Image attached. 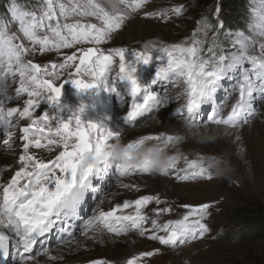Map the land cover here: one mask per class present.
I'll return each mask as SVG.
<instances>
[{
  "label": "snow or ice",
  "instance_id": "6c2138e0",
  "mask_svg": "<svg viewBox=\"0 0 264 264\" xmlns=\"http://www.w3.org/2000/svg\"><path fill=\"white\" fill-rule=\"evenodd\" d=\"M151 7L150 0H40L29 8L9 0L0 16V131L4 133L0 144L11 151L18 141L20 151L18 166H6L13 173L9 179H3L5 169H0V260L6 261L15 251L18 264H39L34 252L38 242L53 231L72 237L77 220L79 234L86 240H96L105 232L115 236L134 232L159 245L179 247L211 232L205 221L217 202L184 204L186 213L180 219L162 222L159 217L171 213V206L152 209L153 216L144 211L150 204L167 203L158 195L125 200L105 210L101 185L112 176L160 172L185 182L212 180V169L221 165L228 171L227 158L189 159L178 149L189 133L211 130L224 136L236 133L239 139L238 130L257 114L255 104L264 103V0L259 9H251L252 34L236 33L230 50L218 43L224 29L219 5L213 23L201 19L178 43L147 42L138 49L108 46L133 15L166 21L185 10L182 4ZM53 53L58 60L42 64L34 59ZM154 60L158 61L154 77L142 84L141 67ZM228 79L235 81L230 92L224 87ZM68 85L74 100L69 98ZM154 85L162 86L161 91ZM164 85L179 91L170 95ZM221 91L225 100L218 103ZM233 97L235 102L225 112V101ZM178 100L182 103L173 114L183 122V135L159 132L121 143L126 128L151 119ZM118 106L123 107L119 119L113 111ZM206 106L211 113L202 121ZM150 142L153 146L148 147ZM169 149L176 151L169 155ZM36 150L50 155L40 156ZM119 186L139 191L136 184ZM86 197L99 202L84 218L79 212ZM63 243L77 242L64 239ZM159 252V248L140 252L124 264H144ZM42 255L62 259L49 249H43ZM88 264L114 262L101 258Z\"/></svg>",
  "mask_w": 264,
  "mask_h": 264
},
{
  "label": "rangeland",
  "instance_id": "374dc122",
  "mask_svg": "<svg viewBox=\"0 0 264 264\" xmlns=\"http://www.w3.org/2000/svg\"><path fill=\"white\" fill-rule=\"evenodd\" d=\"M19 2L22 6L31 8L34 5H38L40 0H19ZM196 2L197 0H150V4L152 5L150 10H155L156 8L166 9L177 4H182L185 10L181 16H172L170 20L166 21L145 18L143 15V19L145 20L144 23H148V25L141 28V31H144L147 34L148 38H150L148 40H155L160 37L163 39L161 42L165 44L178 43L184 40L191 35L196 28L197 23L201 21L199 19L200 16L204 18L206 14L200 9V5H197ZM8 4L9 0H6L5 5L2 7L0 4V16L5 14V9L8 7ZM153 4H159L161 7H154ZM217 5H219V0H210V3L206 6L211 18L213 17L215 19L214 10ZM259 5L260 0H252L249 6L246 7L245 11H240L239 14H236L233 11L232 15L226 12L224 13L222 6L219 5L221 8L220 19L224 20L226 23V19L233 18L238 25L234 29H229L231 32V37L229 38L231 44H229L228 48L224 50H230L232 48L236 33L244 32L245 35L252 34L249 31L250 21L253 19L251 9L254 6L259 9ZM224 8H226L225 5ZM129 20L130 19L125 22L123 29L113 36V40L108 45L109 47H128L130 49L142 48L140 47V40L129 42L125 38V32L131 28ZM228 32L229 31L226 29V33ZM255 38L259 40L258 37ZM256 47H259L258 43ZM155 55L156 54L154 53V56ZM34 59L36 62L43 64L47 63L49 60H58L59 58L53 53L45 54L43 56L36 55ZM157 66L158 61L154 60L150 65L141 67L139 78L142 84L150 83L151 79L154 77V71ZM234 82V79L224 81L225 89L230 92ZM161 87L162 86L160 85L153 86L156 91H161ZM164 87L168 88L170 95L179 91L172 85H164ZM66 88L68 89L69 98L74 100L75 97L73 96L71 86L68 85ZM224 100L225 92L221 91L218 93L217 102L219 103ZM234 102L235 97L225 101V112L228 111L231 104ZM255 107L257 109V114L250 119L249 124L238 130L239 139L233 137V142L236 148L234 151L224 148L221 141L218 140L212 141V143L208 142V148L203 149L202 152H208L209 155H212V157H215L218 161L227 158L226 167L228 171L222 170L225 165H221L220 168L214 167L212 169L214 173L212 180L180 182L175 180L172 175L165 176L160 172H153L151 174H137L120 178L112 176L106 185H101L104 194L106 193L105 199L107 200L108 196L111 194V187L114 185L119 186L117 180L138 178L141 182H147L149 184L150 178L156 176L167 177L169 179L168 186L171 188L170 192H167L164 187L154 189L149 188L148 185L146 186L142 183H130L138 185L139 191L128 189L132 191V195L126 199L135 200L143 195H158L161 200L166 201L167 203L161 205H156L154 203L150 204L144 209V211L149 216H153L152 209L156 207L171 206L173 209L171 213H164L159 217L162 222L167 219H180L186 213V209L182 207L184 204L217 202L210 210L211 216L205 221L209 225L211 232L202 240L197 239L179 247L159 245L158 242L152 241L146 237H140L134 232H129L127 235L121 236L106 233L107 235L112 236L116 241L114 246L111 247V255H113L114 258L116 257L115 260H112L114 264H124L126 259L131 256L137 255L143 251L153 250L154 248H159L160 252L151 258H147L144 264H264V226L262 228L255 227V224L264 218V103L257 102ZM117 108L122 107L118 106ZM210 113L211 107L206 106L202 112L201 120H206ZM173 117L182 121L174 114ZM151 121V119H147L138 124L137 127L146 124L147 127ZM244 130L246 134H242V131ZM3 135V131H0V137ZM248 136L251 138H248ZM1 145L2 144H0V146ZM147 146L151 147L153 146V143L150 142ZM178 150L184 155H187L189 159L195 158L198 155L194 152L186 153L185 147L183 148L181 145H179ZM36 151L38 155L43 157L50 155L46 151ZM175 151V149H169L168 154L172 155ZM182 164L183 162H181V166ZM2 169H5L3 173H6L7 179H9L13 174L12 171H8L6 168ZM173 180L176 183L173 182ZM174 183L176 186H174ZM182 183L184 184L182 185ZM119 188L122 187L119 186ZM97 200L98 198L86 197L79 212L80 216L84 218L90 216L96 207ZM128 211L132 210L129 209ZM240 218L244 219L247 223H237L236 220ZM75 222H79L80 224L79 220ZM241 227H245L246 229H242ZM75 229L76 232L73 233V236H65V239L75 240L77 237L82 238L79 234V230L77 228ZM52 234L57 240H59V236H62L58 231L52 232ZM137 239L140 241L137 246L128 244V242L134 243L133 240L136 241ZM91 241L93 243L98 242L97 239ZM55 245L60 246V244H52L49 247ZM49 247H44L43 249H49ZM102 247H104L103 251H109L105 245ZM81 249V251H83L86 247L82 246ZM12 253V256L17 257L15 251H12ZM18 261L19 257L13 263H10L9 256V259L6 261L2 260V263L0 262V264H18Z\"/></svg>",
  "mask_w": 264,
  "mask_h": 264
},
{
  "label": "bare ground",
  "instance_id": "6f19581e",
  "mask_svg": "<svg viewBox=\"0 0 264 264\" xmlns=\"http://www.w3.org/2000/svg\"><path fill=\"white\" fill-rule=\"evenodd\" d=\"M153 6L161 7L159 4H153ZM129 21L131 28L130 30H127L125 32V38L127 41L134 42L140 40L141 41L140 47H143V45L147 42L159 43L163 41V39L160 37L156 38L155 40H148L150 38H148L147 34L144 31H141V28H143L145 25H148V23H144L145 20L143 19V13L133 15ZM180 104L181 101L179 100L177 102L174 101L168 106L167 109H161L159 113H157L151 118L152 121L147 127L146 124L138 127L136 126L134 128H126L121 143H126L130 139H135L138 136L154 134L159 132H167L169 134L179 132L181 135H183L184 134V132L182 131V129L184 128L183 122L173 117L175 108L178 107ZM126 106L127 105H125L124 107ZM113 111L116 114L117 119H119V117L123 115V107L122 108L116 107ZM0 127L2 128V126ZM244 133L246 134L245 130L242 131V134ZM236 135H237L236 133H233V135L231 134L229 136H224L211 130L208 132H201L200 135H192L191 133H189V138L185 139V141L181 144V146L183 148L185 147L186 153L194 152L196 153V155L198 154L200 156L205 157L206 160H210L211 158H213L212 155H209V153L205 151L202 152L203 149L208 148V144H207L208 142L212 143V141H217V140L221 141L222 146L224 148L234 151L236 148L233 142V137H236ZM248 138L251 137L248 136ZM19 151H20L19 144L16 141L13 142V150L11 151L7 148L6 145H1L0 169L6 168V166H11L12 169H15L18 166L16 157ZM40 151H44V150H40ZM5 175L6 173H3V179L6 180L7 175L6 176ZM168 180L169 179L165 176H156L150 178V182L148 184L147 182L145 183L141 182L138 178H129V179L117 180V184L120 185L121 183H126V184L142 183L146 186L148 185L149 188H154V189L164 187L167 190V192H170L171 188H169L168 186ZM173 182L175 181L173 180ZM183 184L184 183H182V185ZM174 186H176V184ZM131 192L132 191L128 189H124V188L122 189L119 188V186L114 185L113 187H111V194L108 196L107 200L105 199V203L102 205V207L104 209H108L110 206H113L115 204H122L126 199L130 197V195H132ZM98 200L97 203L99 202ZM74 223L76 225V228L79 230V222H74ZM74 232H76V229ZM58 239L59 240H57V238L54 237L53 234L51 233L47 237L42 238L38 242V244L34 248V252L37 255L39 264H88V262L93 259L104 258L112 261L115 260L116 258V257L114 258L113 255H111V247L114 246L116 241L113 239L112 236L107 235L106 232L98 234L97 243H93L91 240H86L84 237L82 238L77 237L75 239L77 243H71L69 245L68 244L65 245V243H63L65 236L63 235L59 236ZM133 241L134 243H129L128 241L127 242L129 245L132 246H137L140 242L139 239ZM52 244H60V246L55 245L53 247H49ZM102 244H104L109 249L108 252L103 251L104 247L102 246L104 245ZM82 246L86 247V249H84L83 251H81ZM44 247L47 248L49 247V250L51 251L52 255L62 257V259H57L54 261L48 260L46 257L42 255V249ZM18 257H19L18 255L17 257L10 255V263H13L15 260H17ZM7 259H9V257ZM0 262L2 263V260H0Z\"/></svg>",
  "mask_w": 264,
  "mask_h": 264
},
{
  "label": "trees",
  "instance_id": "16d2710c",
  "mask_svg": "<svg viewBox=\"0 0 264 264\" xmlns=\"http://www.w3.org/2000/svg\"><path fill=\"white\" fill-rule=\"evenodd\" d=\"M5 1L6 0H0V4L1 7L5 5ZM26 1V0H25ZM252 0H219V5L222 6V10L225 13L231 14L234 11L236 14H239L240 11H245L246 7L249 6V4L251 3ZM210 3V0H197L196 4L200 5V9H202V11L205 14L204 18L208 20V22L213 23L215 21V19L208 14V11L206 8V6ZM3 4V5H2ZM224 5L226 8H224ZM234 16V15H233ZM200 16V20L204 19ZM226 23L224 22V29L221 30V34L218 38V43L220 44L222 49H226L228 48V45L231 44V42L229 41V38L231 37V32L229 29L231 28H235L236 26H238L233 18H229L228 20H225ZM226 29L229 31L228 33H226ZM237 223L241 224V223H247L244 221V219L240 218L236 220ZM264 226V218L262 220H260L257 224H255V227H260L262 228ZM243 227V226H242ZM241 227V228H242ZM242 229H246L245 227Z\"/></svg>",
  "mask_w": 264,
  "mask_h": 264
}]
</instances>
